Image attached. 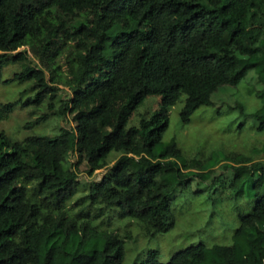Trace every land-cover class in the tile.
Returning a JSON list of instances; mask_svg holds the SVG:
<instances>
[{
	"label": "trees",
	"instance_id": "obj_1",
	"mask_svg": "<svg viewBox=\"0 0 264 264\" xmlns=\"http://www.w3.org/2000/svg\"><path fill=\"white\" fill-rule=\"evenodd\" d=\"M8 64L17 69L3 80ZM244 78L258 106L228 101L222 111L264 134V0H0V82L24 84L0 101V121L17 104L43 107L24 127L59 121L52 136L0 129V264H121L124 240L102 224L119 214L143 232L167 231L176 187L214 175L219 158L212 181L228 177L234 198L246 190L252 199L231 241L189 243L165 262L149 249L130 264H264V135L254 161L215 149L188 162L161 141L175 102L188 124L215 106L218 88ZM147 95L158 101L145 117L136 109Z\"/></svg>",
	"mask_w": 264,
	"mask_h": 264
},
{
	"label": "rangeland",
	"instance_id": "obj_2",
	"mask_svg": "<svg viewBox=\"0 0 264 264\" xmlns=\"http://www.w3.org/2000/svg\"><path fill=\"white\" fill-rule=\"evenodd\" d=\"M16 69L17 66L14 64H8L1 71V79H8ZM249 84L250 78H244L236 86L218 88L212 94V99L218 97L215 106L213 108L198 107L190 116L189 123L185 125L178 119L181 102H175L168 111V124L162 133L161 141L166 142L172 139L179 148L181 157L188 162H191L189 159L193 160L192 155L197 150L207 156L211 150L215 149H222L225 153L229 151L246 153L252 156L253 161L259 160L262 152L255 153L256 151L251 150L260 149L264 134L254 128L251 118H243L236 110H228L227 113L222 111L228 101L241 102L244 110L248 112L257 107L259 100L246 91ZM23 85L0 82V101L15 100L19 97L18 92ZM223 89L227 90L224 93L225 98L222 92H218ZM24 97L22 96L21 99ZM157 101V96L147 95L143 103L137 107L136 112H144V116L147 117L157 108ZM220 102L222 103L219 104ZM216 107L220 110L218 113L215 111ZM42 111V106L34 108L31 105L17 104L8 118L0 121V129L12 139H22L28 135L56 134L59 121L55 116L49 117L38 125L24 127L26 122L31 121ZM135 121V117L132 116L128 123ZM227 122L230 124L225 129ZM220 163L221 158L214 167V175L205 172L202 173L201 178L191 177L188 183L176 187L177 192L174 191L171 196L172 223L167 231L143 232V227L136 219L119 214L112 215L108 223L102 224L103 228L114 230L124 240L121 264H130L132 261L143 259L149 249L157 251V261L165 262L176 250L189 243L203 241L209 245L213 242L229 243L231 241L232 231L238 222L237 214L240 211V213H247L252 205V199L249 198L246 190L234 198L230 193L232 189L228 177L219 179L216 183L212 181L218 177L221 170L218 166ZM83 168V164L78 166V174L80 181L85 183L88 177L82 173ZM102 172V169L95 170L89 177L97 179ZM221 181L224 182L222 186H220ZM209 183L213 184L206 187ZM196 188L199 189L197 193L194 192ZM219 194L221 200L218 197Z\"/></svg>",
	"mask_w": 264,
	"mask_h": 264
}]
</instances>
